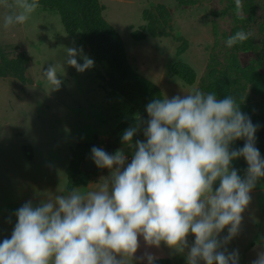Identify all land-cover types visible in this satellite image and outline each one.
Here are the masks:
<instances>
[{
    "label": "clouds",
    "instance_id": "1",
    "mask_svg": "<svg viewBox=\"0 0 264 264\" xmlns=\"http://www.w3.org/2000/svg\"><path fill=\"white\" fill-rule=\"evenodd\" d=\"M235 3L239 9L241 0ZM0 5L10 9L0 21L4 28L25 23L39 6L38 0ZM250 35L238 29L225 45ZM61 48L62 60L42 69L50 90L61 87L65 65L82 73L94 64L82 47ZM242 101L199 88L149 100L147 118L120 134L121 148H90V159L107 176L87 190L48 192L15 210L11 234L0 239V264H157L152 251L136 255L138 238L153 248L165 245L186 264H239L238 249L228 245L264 179L259 125L241 110ZM237 141L242 145L232 147ZM239 159L243 175L233 166ZM251 264H264V249Z\"/></svg>",
    "mask_w": 264,
    "mask_h": 264
},
{
    "label": "rangeland",
    "instance_id": "2",
    "mask_svg": "<svg viewBox=\"0 0 264 264\" xmlns=\"http://www.w3.org/2000/svg\"><path fill=\"white\" fill-rule=\"evenodd\" d=\"M98 1L103 17L120 34L133 68L157 84L162 94L170 97L193 88L206 91L204 85L209 67L215 64L224 68L234 60L241 68L255 69L264 80V60L257 53L225 45L233 28L247 15V0H241L239 9L235 0ZM257 2V18L261 19L264 0ZM7 3L15 4L8 0ZM158 4L164 5L169 12L167 29L171 35H147L143 40H135L131 33L146 25L144 11L154 12ZM8 11L9 8L0 5V21ZM249 33L256 41L260 40L257 24L250 27ZM183 41L187 42V47L178 53ZM63 46L82 47L84 54L90 57L82 34H67L60 14L54 9L38 6L25 23L8 28L0 26V51L9 58L23 53L27 59L26 82L13 76L0 78V161L3 169H6L5 164L14 170L21 169L23 155L30 159L38 150L40 160L48 157L47 175L66 183L63 168L71 161L75 145L104 146L115 126L137 116V112L123 97L111 92L105 81L97 76L94 66L78 73L65 65L61 87L50 90L42 78V69L53 60H62ZM78 62H81L79 58ZM177 62L187 63L195 70L194 84L186 85L172 74L171 67ZM233 89H237L238 97H243V112L260 108L262 98L250 85L242 82L240 86L235 84ZM25 168L32 169L26 163ZM250 195L239 234L228 245L229 250L238 249L239 264H251L257 252L264 249V179L257 182ZM138 245L137 253L152 251L160 259H171L172 264H186L183 255L170 254L163 244L153 248L138 238Z\"/></svg>",
    "mask_w": 264,
    "mask_h": 264
},
{
    "label": "trees",
    "instance_id": "3",
    "mask_svg": "<svg viewBox=\"0 0 264 264\" xmlns=\"http://www.w3.org/2000/svg\"><path fill=\"white\" fill-rule=\"evenodd\" d=\"M8 1L15 3V0ZM38 5L58 11L67 34L74 35L77 32L82 34L89 55L94 61L93 66L97 76L105 81L112 93L123 97L136 110L137 116L120 121L109 135V138L114 139L122 147L120 141L122 131L140 118H147L144 110L145 105L152 98L162 95L161 89L133 68L120 34L103 17V8L98 0H38ZM258 6L257 0L246 1L247 15L241 18L231 34L238 29L249 32L250 27L257 24L259 41L250 35L246 41L233 46L241 51H253L264 60V11L261 19H258ZM169 17L167 8L162 4H158L154 12L145 10L143 19L146 21V25L134 30L131 33L132 37L135 40H143L147 35L152 37L170 36V30L167 29ZM186 47L187 42L183 41L178 48V53L184 52ZM26 65L27 59L23 53L18 54L15 58H9L0 51V78L13 76L21 82H26ZM171 72L186 85H192L196 80L195 70L187 63L173 64ZM242 82L250 85L253 92L262 98L259 109L246 113L253 123L259 125L256 131V146L264 155V80L262 74L253 68L239 67L235 60L224 68L214 64L209 67L204 89L216 92L219 97H223L225 94L238 96L237 89L234 90L233 86L235 84L240 86ZM242 143L243 141H237L232 147H239ZM93 145L95 144L78 143L75 145L71 161L66 168L68 190L73 186L87 184L90 177L98 172L99 168L97 167L92 173H85L80 169L82 161L90 154V148ZM233 166L243 175L246 168L243 159L234 161ZM157 264H172V261L169 258H163L158 259Z\"/></svg>",
    "mask_w": 264,
    "mask_h": 264
},
{
    "label": "crops",
    "instance_id": "4",
    "mask_svg": "<svg viewBox=\"0 0 264 264\" xmlns=\"http://www.w3.org/2000/svg\"><path fill=\"white\" fill-rule=\"evenodd\" d=\"M121 148V147H119ZM36 150V149H34ZM128 153L129 151H125ZM70 150L68 149V154ZM23 155V154H22ZM71 155V153H70ZM40 160L38 150L33 154L32 158H27L23 155V165L21 169H12L0 161V239L11 234L12 226L15 223V210L26 200H32L33 203L38 202L43 196L48 195V192H63L67 189V175L66 183L58 181L57 178L49 177L47 171L48 157ZM70 161V157L68 159ZM25 163L32 169H26ZM69 164V162H68ZM67 165L63 170L66 174ZM18 166V165H17ZM48 166V167H47ZM46 171V172H45ZM107 169H99L95 175H92L85 185H80L81 190H87L90 183L99 181L101 177L107 176ZM141 248V246L139 247ZM143 253H137L141 255ZM160 259V258H158ZM139 264V262H137Z\"/></svg>",
    "mask_w": 264,
    "mask_h": 264
},
{
    "label": "water",
    "instance_id": "5",
    "mask_svg": "<svg viewBox=\"0 0 264 264\" xmlns=\"http://www.w3.org/2000/svg\"><path fill=\"white\" fill-rule=\"evenodd\" d=\"M107 151L114 152L120 146L119 144L112 138H108L103 146ZM80 169L85 173H92L96 169V166L90 159V154L82 161L80 165Z\"/></svg>",
    "mask_w": 264,
    "mask_h": 264
}]
</instances>
